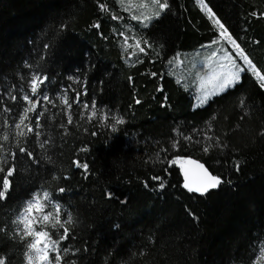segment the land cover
<instances>
[{
  "label": "trees",
  "instance_id": "trees-1",
  "mask_svg": "<svg viewBox=\"0 0 264 264\" xmlns=\"http://www.w3.org/2000/svg\"><path fill=\"white\" fill-rule=\"evenodd\" d=\"M168 3L143 27L124 18V0H0V137H10L0 139L9 159L0 177L16 168L0 200L7 264H26L30 241L17 233V219L44 191L62 220L73 218L65 225L70 238L59 243L62 264H253L264 247V87L248 69L234 87L193 108L171 65L219 39V27L195 0ZM203 3L264 73V0ZM125 21L137 25L143 53L124 50ZM33 73L48 78L56 106L41 102L40 127L33 117V133L19 138L29 157L19 152L14 123ZM65 89L70 113L58 100ZM85 90L80 99L98 110L92 120L90 109L73 103ZM177 157L198 160L225 183L203 196L189 193L179 165H171ZM47 230L53 240L63 232Z\"/></svg>",
  "mask_w": 264,
  "mask_h": 264
},
{
  "label": "snow or ice",
  "instance_id": "snow-or-ice-1",
  "mask_svg": "<svg viewBox=\"0 0 264 264\" xmlns=\"http://www.w3.org/2000/svg\"><path fill=\"white\" fill-rule=\"evenodd\" d=\"M123 3V0H120ZM151 4L157 10L149 14L141 13L140 15H133L131 19L138 20L141 22L143 27H147L153 18H158L161 13L169 8L168 0H151ZM201 6L207 11L209 19L213 21L215 25H217L220 29L219 32V40L226 41L231 44L237 51L240 57H242L243 61L246 62L247 68L238 64L236 58L231 54H225L223 57H220L216 60L217 53L219 49L211 52V55L207 58L209 64L211 65L213 60H216V66L213 69V74L211 79L217 83V87L220 91H225L230 87H234L241 80V73L246 72L248 69H251L252 73L256 76V78L261 82V86L264 87V73H261L260 70L253 64L252 60L244 53L243 49L240 48V45L237 43L236 39L232 37V35L228 32V29L220 22L218 18L215 17V14L212 12L210 8L207 7L206 4L201 0ZM104 6H101L103 9ZM141 8H147V4H141ZM126 11L129 9H125ZM264 15V14H261ZM114 19L118 17H113ZM96 27H99L98 25ZM129 37H125L124 41V50L127 51L129 45L127 43ZM132 39H135L134 37ZM219 41L214 40L207 47H211L212 44H217ZM147 44V41H144ZM141 41H135V48H138L141 53L145 51L143 47L140 46ZM135 54V53H133ZM171 63V62H170ZM27 66V65H26ZM48 78L46 76H42L39 73H33L30 77L28 83V91L21 97L22 101L25 102V106L21 109V112L18 116V121L14 123V128L17 130L15 135L17 137V147L20 153H26L29 157H31V153L24 147H20L19 138L26 137L28 133H33L34 129L32 127L33 117L35 119L36 127H40L39 120L40 117L44 115V111H37L38 108H43L44 102L45 104H51L52 106H56V99L50 98L47 93V86L45 81ZM71 79V78H70ZM43 86V90L41 88ZM23 90V89H22ZM81 94L86 95V90L84 93H77L76 97L73 100V103L76 104L79 108L82 109H90V114L87 116L88 120H92L98 116V110L96 108L95 101L93 100L92 104L89 105L87 101H82L80 99ZM12 101H16L17 97L11 95L9 93ZM35 98V99H33ZM60 103L67 106L69 113L71 112L72 104H69L67 97V89L64 90V94L58 97ZM139 103V101H137ZM241 107L244 106V101L241 100ZM7 111H11V109H6ZM100 113H103V110H99ZM33 114L30 116L29 114ZM111 113L109 112L107 115H103L102 118L107 119ZM114 120L115 124H123L124 120L119 117H111ZM67 122L71 124L73 122L72 115L69 114L67 117ZM24 129H27L25 132ZM113 131H116V128L113 127ZM39 135V133H36ZM264 135V133H262ZM4 142L9 141L10 137L8 133H4L2 137H0ZM187 139H191L188 137ZM211 139V137H209ZM178 141L173 143L172 147H178ZM44 147L43 143L40 145ZM205 153L209 151L208 147H204L202 149ZM5 149L4 145L0 144V173H5V165L9 164V159L7 156L3 155ZM12 161L16 159V153H11ZM75 167L78 169L83 167L87 170L86 164H81L80 162H74ZM179 165L180 169L183 172L184 183L182 187L186 189L189 193H198L200 195L207 194L210 190L218 188L225 181L216 175H213L204 164L200 163L197 160H193L190 158H182L177 157L171 160V165ZM236 170L239 171V164L235 165ZM16 171L15 164L13 163L12 167L7 169L6 175L0 177V183H2L3 190L0 191V200L5 198L6 192L11 187V181L8 177H12ZM55 178V177H54ZM154 180L162 181L163 177H153ZM147 187L148 185L145 184ZM159 187L163 189L165 187L164 183H160ZM60 192L65 191V189H59ZM110 198H115L114 193L109 194ZM54 209V212L52 211ZM62 208L59 204H53L51 201V194L47 191H44L42 194L33 193L32 198L28 200L25 204L24 211L21 213L20 217L17 220V226L23 225L21 231L23 232V238L32 237L33 239L27 244L28 252L25 253L28 264H33V261L36 260L40 262V264H62L63 255L61 254V250L59 248L60 241H66L70 238V228L65 225H71L73 223V218L71 214H67L66 219H61ZM58 226V227H57ZM56 230L59 232L60 229H63V232L59 235V239L53 240L51 238V232L47 230L48 228ZM39 229V230H38ZM3 231V229H0ZM42 245V246H41ZM30 254V253H33ZM64 254H67L68 249L63 250ZM50 253H55V256L50 258ZM0 264H7V257L0 256Z\"/></svg>",
  "mask_w": 264,
  "mask_h": 264
},
{
  "label": "rangeland",
  "instance_id": "rangeland-1",
  "mask_svg": "<svg viewBox=\"0 0 264 264\" xmlns=\"http://www.w3.org/2000/svg\"><path fill=\"white\" fill-rule=\"evenodd\" d=\"M195 2L197 6L201 9V11H203L204 14L209 19L207 11L201 6V0H195ZM141 4H147L148 7L141 8L140 7ZM124 5L125 6H122V10H124L127 13V15H124V18L126 20H132L133 22L139 24L140 26H142L140 21L131 19L133 15H140L141 13L150 15L152 12L157 10L152 6L151 0H124ZM126 8L129 10L126 11L125 10ZM209 20L212 22L213 25H215L211 19ZM122 32H123L121 34L122 39L120 38L122 40V44L124 45L125 37H129L127 43L129 45H132V47L128 48L129 51H131L132 53L139 52V49L135 48V41L136 40L141 41L140 33H139V29L137 28V25L130 21H125V27L122 30ZM133 37L135 39H132ZM217 41L219 42L217 44H212L211 47H207V46L210 45L212 41L202 45L192 54L187 53L190 56L188 55H180L179 57L177 56L171 65L174 73L173 75L176 77V80L180 84H183L186 88L190 89L193 98V108H198L203 106L208 99L224 92V91H220L217 87V83L211 79L213 74V69L216 66V60H218L220 57H223L225 54H231L236 58L238 64H241L242 66L247 68L246 62L243 61L242 57L239 56L236 49L231 44L227 43L226 41H221L219 39H217ZM229 48L232 49L234 53H231L229 51ZM217 49H219V51L217 53L216 60H213L210 65L207 58L211 55L212 51ZM131 60H129L128 63H130ZM14 130L17 131L15 128ZM22 228H23L22 224L19 225V227L17 226V233L23 236V232L21 231ZM28 238L29 241L33 239L32 237H28ZM30 254L34 255V252ZM262 262H264L263 246L259 248L253 264H260ZM26 264H28L27 261ZM33 264H40V262L34 260Z\"/></svg>",
  "mask_w": 264,
  "mask_h": 264
},
{
  "label": "water",
  "instance_id": "water-1",
  "mask_svg": "<svg viewBox=\"0 0 264 264\" xmlns=\"http://www.w3.org/2000/svg\"><path fill=\"white\" fill-rule=\"evenodd\" d=\"M190 159H192V158H190ZM193 160H195V159H193ZM198 161V160H197ZM201 163V162H200ZM203 164V163H202ZM206 167V166H205ZM207 168V167H206ZM208 169V168H207ZM181 177H182V181H183V183H184V177H183V172H182V170H181ZM217 189V188H216ZM216 189H213V190H216ZM213 190H210V191H213ZM209 191V192H210ZM195 194H197V195H200V194H198V193H195Z\"/></svg>",
  "mask_w": 264,
  "mask_h": 264
}]
</instances>
